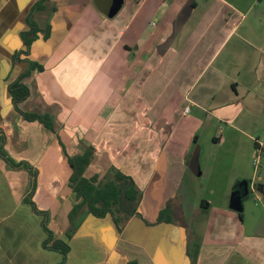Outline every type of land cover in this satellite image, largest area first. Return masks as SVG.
Listing matches in <instances>:
<instances>
[{
	"label": "crops",
	"instance_id": "1",
	"mask_svg": "<svg viewBox=\"0 0 264 264\" xmlns=\"http://www.w3.org/2000/svg\"><path fill=\"white\" fill-rule=\"evenodd\" d=\"M37 2L0 0V264L62 260L25 201L33 176L63 264H264V0ZM30 62L43 70L18 109L53 132L12 104ZM86 151L94 186L133 183L132 216L73 192L69 160ZM247 187L240 218L230 194Z\"/></svg>",
	"mask_w": 264,
	"mask_h": 264
},
{
	"label": "trees",
	"instance_id": "2",
	"mask_svg": "<svg viewBox=\"0 0 264 264\" xmlns=\"http://www.w3.org/2000/svg\"><path fill=\"white\" fill-rule=\"evenodd\" d=\"M48 0H38V2L33 6V13L40 12L44 10V5ZM29 27L31 29V33L33 35L36 34L37 24L31 20L29 23ZM30 33H27L24 36V42L26 44L27 49L29 45L33 43L34 38L28 40L27 36ZM23 55L28 56V52H22ZM18 55L15 57L17 58ZM25 61L29 62V60L25 59ZM41 72L43 67L37 63L30 62L28 69L22 73L15 81L8 85V91L11 95L12 104L20 113L26 121L29 122H38L42 124L45 128L50 131H54L53 127V119L48 114H29L23 113L18 109V104L25 101L29 95V87L28 85L22 83V80L26 77H29L30 74L34 71ZM1 156L9 162V164L13 165L11 161L1 152ZM90 153L86 151L82 156L74 158V160H69V165L72 168V175L70 177V186L73 189V192L76 193L78 198H82L83 203H85L88 208L92 211V207L95 205L99 206V209H95V212L99 216H104L105 214L111 213L113 215L112 208L117 207V209L121 206L126 205L128 211V217L132 216L135 212V207L139 198V194L137 193L133 183L129 181L128 178L116 174L111 180V182L104 185H96L94 186L95 179L87 180L83 177V173L89 164ZM14 166V165H13ZM35 190V178L31 180V184L29 185V193L25 198V201L32 208L33 212L42 216V228L46 233V239L43 242V248L47 250L57 251L62 255V260L60 264H63L66 261V256L69 251V247L66 243L54 239L52 233L47 229V216L45 212H41L36 209L35 205L31 201ZM168 209H164L160 213V218L163 219L167 217ZM241 218V213L239 214ZM119 220V219H118ZM134 264V263H129Z\"/></svg>",
	"mask_w": 264,
	"mask_h": 264
},
{
	"label": "water",
	"instance_id": "3",
	"mask_svg": "<svg viewBox=\"0 0 264 264\" xmlns=\"http://www.w3.org/2000/svg\"><path fill=\"white\" fill-rule=\"evenodd\" d=\"M118 3L117 2H112L111 5L107 8L108 12H110V14H116L117 10H118ZM249 196V190L248 187L245 188V191L242 192L241 190H234L231 194H230V199H229V209H231L234 212H238L241 213L243 211L242 208V204L243 201L248 198ZM255 233L260 235V236H264V214L262 215V217L260 218V221L258 223V226L255 230Z\"/></svg>",
	"mask_w": 264,
	"mask_h": 264
},
{
	"label": "built area",
	"instance_id": "4",
	"mask_svg": "<svg viewBox=\"0 0 264 264\" xmlns=\"http://www.w3.org/2000/svg\"><path fill=\"white\" fill-rule=\"evenodd\" d=\"M187 111H188V108H186V109H185V113H186ZM260 147L262 148V147H263V145H261V144H260Z\"/></svg>",
	"mask_w": 264,
	"mask_h": 264
},
{
	"label": "rangeland",
	"instance_id": "5",
	"mask_svg": "<svg viewBox=\"0 0 264 264\" xmlns=\"http://www.w3.org/2000/svg\"><path fill=\"white\" fill-rule=\"evenodd\" d=\"M203 181H204V180H201L202 183H203ZM194 239H195V237H193V240H194ZM193 245H194V243H193Z\"/></svg>",
	"mask_w": 264,
	"mask_h": 264
}]
</instances>
